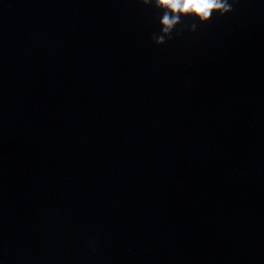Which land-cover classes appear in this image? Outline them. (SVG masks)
Masks as SVG:
<instances>
[{"label": "clouds", "instance_id": "9594fccd", "mask_svg": "<svg viewBox=\"0 0 264 264\" xmlns=\"http://www.w3.org/2000/svg\"><path fill=\"white\" fill-rule=\"evenodd\" d=\"M144 6H152L162 13L160 33L153 34L156 45H163L173 38V32L184 19L195 21L185 25V30L195 32L197 23L205 24L213 17H223L234 10L236 0H140ZM179 35V33H177Z\"/></svg>", "mask_w": 264, "mask_h": 264}]
</instances>
